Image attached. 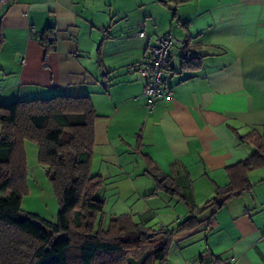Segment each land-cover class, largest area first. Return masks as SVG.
I'll return each instance as SVG.
<instances>
[{
  "label": "crops",
  "instance_id": "0c3cea01",
  "mask_svg": "<svg viewBox=\"0 0 264 264\" xmlns=\"http://www.w3.org/2000/svg\"><path fill=\"white\" fill-rule=\"evenodd\" d=\"M166 34L185 45L168 59L171 95L149 112L134 65ZM0 39L1 103L90 99L91 172L121 201L138 198L135 224L174 228L228 184L227 168L264 152V0H8ZM148 164L179 195L155 191ZM248 179L173 236L162 264H264V167Z\"/></svg>",
  "mask_w": 264,
  "mask_h": 264
},
{
  "label": "trees",
  "instance_id": "16d2710c",
  "mask_svg": "<svg viewBox=\"0 0 264 264\" xmlns=\"http://www.w3.org/2000/svg\"><path fill=\"white\" fill-rule=\"evenodd\" d=\"M169 1L173 0H160ZM51 35V29L41 35L46 51L54 44ZM97 118L88 97L0 102V264H162L173 236L196 227L204 211L219 209L250 191L248 174L264 167V152H257L227 168L228 184L217 188L202 208L191 210L185 223L170 230L155 232L127 215L112 218L104 226V201L96 198L103 179L91 175ZM26 141L37 145V163L56 194L55 224L21 211L27 192ZM146 171L155 191L179 195L173 180L157 167L148 164ZM30 220L38 221L40 227ZM61 235L64 239L58 241Z\"/></svg>",
  "mask_w": 264,
  "mask_h": 264
},
{
  "label": "rangeland",
  "instance_id": "374dc122",
  "mask_svg": "<svg viewBox=\"0 0 264 264\" xmlns=\"http://www.w3.org/2000/svg\"><path fill=\"white\" fill-rule=\"evenodd\" d=\"M23 150L26 156L27 166V192L22 196L21 211L24 214L34 215L39 219L46 220L55 224L57 222L59 212V203L56 194L44 171L40 166H38L37 145L32 142L26 141L23 145ZM35 163L37 164V166H35ZM140 164L144 165L145 167V162L141 161ZM96 167L97 165L95 164V171ZM94 170L91 172V175L95 174ZM96 198L101 200L106 199L103 200L104 210L103 219L101 221L104 226H107L112 218L119 217L120 215L131 216V218H133V220L137 222V220H135L137 219L135 209L137 206L135 205L136 201L138 200L136 196L133 195L128 199L121 201V198L118 196V192H116L114 189L101 187L99 192L96 194ZM161 223V220L154 219L149 225L153 231L157 232V229H159ZM167 227H170V225H167Z\"/></svg>",
  "mask_w": 264,
  "mask_h": 264
},
{
  "label": "built area",
  "instance_id": "2783aa9c",
  "mask_svg": "<svg viewBox=\"0 0 264 264\" xmlns=\"http://www.w3.org/2000/svg\"><path fill=\"white\" fill-rule=\"evenodd\" d=\"M7 2L8 0H0L2 4ZM137 37L145 38V34L140 32ZM184 45V42L174 39L169 34L162 35L152 41V45L147 47L142 58L134 65V70L143 80V97L149 112L159 101L171 95L166 77L168 59L174 46L183 47Z\"/></svg>",
  "mask_w": 264,
  "mask_h": 264
},
{
  "label": "water",
  "instance_id": "95a60500",
  "mask_svg": "<svg viewBox=\"0 0 264 264\" xmlns=\"http://www.w3.org/2000/svg\"><path fill=\"white\" fill-rule=\"evenodd\" d=\"M190 218V216L185 217L181 222L180 225L185 223L188 219ZM31 224H33L36 227H40V223L36 220H30ZM62 239H64V235H61V237L58 239V241H61Z\"/></svg>",
  "mask_w": 264,
  "mask_h": 264
}]
</instances>
